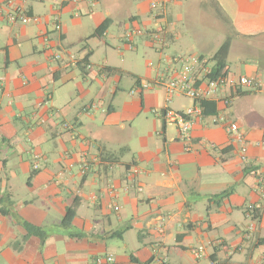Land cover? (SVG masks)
I'll list each match as a JSON object with an SVG mask.
<instances>
[{
  "label": "crops",
  "instance_id": "1",
  "mask_svg": "<svg viewBox=\"0 0 264 264\" xmlns=\"http://www.w3.org/2000/svg\"><path fill=\"white\" fill-rule=\"evenodd\" d=\"M150 1L17 0L35 20L11 24L0 0V264H94L106 255L115 264H264V0H174L162 16ZM107 20L106 33L93 36ZM86 26L97 40L84 46ZM227 40L228 79L256 84L210 98L214 109L195 121L187 151L160 114L196 101L163 107L145 81L161 84L181 58L213 67ZM111 46L156 50V79L118 67ZM78 75L84 96L96 90L90 105L66 88ZM125 77L134 81L128 97L119 94ZM230 189L208 213V199ZM19 220L47 230L46 243ZM199 247L206 254L196 259Z\"/></svg>",
  "mask_w": 264,
  "mask_h": 264
},
{
  "label": "built area",
  "instance_id": "2",
  "mask_svg": "<svg viewBox=\"0 0 264 264\" xmlns=\"http://www.w3.org/2000/svg\"><path fill=\"white\" fill-rule=\"evenodd\" d=\"M28 1V0H20ZM174 0H151L150 9L157 15L162 16L165 12V7ZM10 9L7 13V19L11 24H28L33 19L27 13L22 5L17 4V0H6V7ZM62 29L60 20L55 19V32H60ZM142 30L126 34L125 41L129 43L137 35H142ZM158 37V34H155ZM132 47V46H131ZM59 55H55L54 59H59ZM179 62L181 67L174 72L169 78L167 84H163L166 91L167 102L170 103L176 97H185L196 101L197 106L189 108L185 111H175L170 108L165 109L160 117L165 126L174 124L179 132L180 141L186 146L187 151L191 150L192 128L195 121L201 117L203 110L200 106L201 100H209L223 91L227 86H230L236 91L253 88L256 82L246 76L239 77L236 81H230L227 76L218 77L216 79L209 78L212 67L199 58H181ZM150 87V86H149ZM148 86L145 88L148 89ZM228 135L233 142H244V137L240 133V128L236 123H229L226 126ZM242 153H246V148H242ZM191 254L196 259H201L206 254L204 247L194 248ZM116 260L113 255H106L95 259L94 264H115Z\"/></svg>",
  "mask_w": 264,
  "mask_h": 264
},
{
  "label": "rangeland",
  "instance_id": "3",
  "mask_svg": "<svg viewBox=\"0 0 264 264\" xmlns=\"http://www.w3.org/2000/svg\"><path fill=\"white\" fill-rule=\"evenodd\" d=\"M85 22H86V17H85ZM54 29H55V24H54ZM86 30H87L86 34L89 35V36H88L87 40L84 41V44H85L84 46H86L87 45L86 43H88V42H92L93 40H97V39H93L92 38V35H93L92 33L93 32L91 31L92 30L91 27L88 29L87 26H86ZM92 43H90V44L92 45ZM111 45H115V44H111ZM84 46L82 47V49H84ZM122 47H123V45H122ZM146 48L147 49L139 47V50H134V51H130L129 49L128 50L125 49V51L119 52L115 48V46L114 47L111 46L108 49V52H109L110 55L114 56V59L116 60V63H118L116 65H118V67H120L121 69L128 70V71H132V70L136 71L139 74H142L143 77H145L147 75V73L151 72L152 80H154V79H156V75L152 71H154V69H156V65L158 64V55H157L156 50L153 49L154 50V52H153L150 49V47L147 46ZM77 53H78V50L74 49L72 54L76 55ZM122 53H123V56H122ZM58 55L61 56L60 54H58ZM61 59H62V57H61ZM149 62L153 63V67L154 68H149L148 67V63ZM163 75H164L163 78L161 80H159V82L161 84H157L156 85L152 81H145L146 82L145 84L148 87L150 86L149 87L150 89H148L147 91L150 92V93L157 94V101H159V103L164 107L165 103H166V91H165V87H164L163 84H167L169 82V78H165V73ZM77 78L78 79H76L74 81L75 78L73 77L72 80L68 82V86L66 88H68L75 95L82 94V96H83L82 105H83V103H85L86 106L90 105V101H91L90 97H92V99H94L93 96H95L96 90L95 89H90V93L91 94L89 96H87V95L84 96L83 90L80 89V84H79V83H83L84 84V79L82 78L81 75H78ZM131 80H132V78H128V77L124 78L123 84L121 86L123 87V89H125V91L120 92L119 93L120 96H127V97L129 96V91L130 90H129V88H126V87H129V86H127V84L130 85ZM132 82L134 83L133 80H132ZM96 84H98V83H96ZM84 87L87 88L86 85ZM184 100H188V99H179V98L176 97L174 99V102L172 104H170L169 106L172 107V108L173 107L175 108L176 105H179ZM144 113L145 112H143V114ZM147 116H152L153 119H154V114H152L149 111L147 112ZM140 120H141V118H139V121ZM139 121H137V122H139ZM157 122L160 125V129H161L162 126H163L162 121L160 119H158ZM167 128H168L169 131H175L177 129V127L174 124L168 125Z\"/></svg>",
  "mask_w": 264,
  "mask_h": 264
},
{
  "label": "trees",
  "instance_id": "4",
  "mask_svg": "<svg viewBox=\"0 0 264 264\" xmlns=\"http://www.w3.org/2000/svg\"><path fill=\"white\" fill-rule=\"evenodd\" d=\"M110 27V20H107L101 27H99L93 36H102L106 33V31L108 30V28ZM229 49H230V41L227 40L222 46L221 48L218 50V52L215 54V56L213 57L212 61L214 62V66L212 67V72L209 76V78L211 79H216L218 77H224V76H228L227 74V57H228V53H229ZM214 102H211L210 100H201L200 102V106L203 110V114H207L208 110L214 109ZM233 193V190H227L219 195L216 196H212L208 199V208H207V212L209 213L212 210L213 205L215 206H220L223 201L225 199H227L231 194ZM79 204L80 202L78 200L74 201V204L69 207L66 211V214L62 220L61 225L64 228H70L73 224L74 219L77 216V210L79 208ZM4 211V210H3ZM3 214H8V213H4ZM19 224L24 228V230L27 232L28 236H35L37 238L40 239L41 241V245L43 246L47 239L50 237V234L47 230L40 228V227H36L28 222L25 221H18ZM123 232H119L120 236L122 235ZM75 237L81 238L83 237L82 234H75Z\"/></svg>",
  "mask_w": 264,
  "mask_h": 264
}]
</instances>
